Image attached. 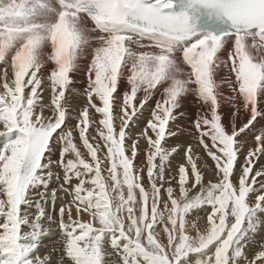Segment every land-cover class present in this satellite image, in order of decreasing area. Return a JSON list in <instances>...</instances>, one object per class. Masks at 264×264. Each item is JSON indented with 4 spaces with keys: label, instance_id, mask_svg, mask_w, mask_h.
Returning a JSON list of instances; mask_svg holds the SVG:
<instances>
[{
    "label": "snow or ice",
    "instance_id": "obj_1",
    "mask_svg": "<svg viewBox=\"0 0 264 264\" xmlns=\"http://www.w3.org/2000/svg\"><path fill=\"white\" fill-rule=\"evenodd\" d=\"M262 121L264 0H0V264H264Z\"/></svg>",
    "mask_w": 264,
    "mask_h": 264
},
{
    "label": "bare ground",
    "instance_id": "obj_2",
    "mask_svg": "<svg viewBox=\"0 0 264 264\" xmlns=\"http://www.w3.org/2000/svg\"><path fill=\"white\" fill-rule=\"evenodd\" d=\"M78 85H79V82H78ZM225 94L226 95L228 94V90L227 89H225ZM83 99L84 98L82 96L72 95L71 98H70V102H69L70 108L78 110L83 104ZM229 110H230L229 109V105L224 104L223 105V111L225 113H227ZM184 111L186 113V118L183 119V120L177 121L173 125L174 130H177L178 134H179V139H176V138L172 139L173 143H184V141L186 139H189V133L191 131V120H192V118H194V114H195V111H196V105H195V103H194L192 98H189L187 100V102L185 103ZM73 115H75V111H73ZM145 115H147V113H145ZM261 124H264V121H262ZM261 124L257 125L258 129L261 128ZM248 139H249V141H251L252 136L249 135ZM52 232L55 233L56 232L55 229L52 228ZM58 238H59V235L56 236V239H58ZM46 243L48 244L49 248H51L54 245L57 246V247L59 246L58 244L55 243V240H49V241H46Z\"/></svg>",
    "mask_w": 264,
    "mask_h": 264
},
{
    "label": "rangeland",
    "instance_id": "obj_3",
    "mask_svg": "<svg viewBox=\"0 0 264 264\" xmlns=\"http://www.w3.org/2000/svg\"><path fill=\"white\" fill-rule=\"evenodd\" d=\"M175 138V137H174ZM173 139V138H172ZM57 208L59 207V203H57V206H56ZM53 229H55V234H56V236L57 235H59V232H58V228H56V226L55 225H53V227H52ZM58 232V233H57Z\"/></svg>",
    "mask_w": 264,
    "mask_h": 264
}]
</instances>
